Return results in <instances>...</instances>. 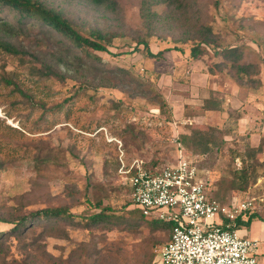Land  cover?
<instances>
[{
  "label": "rangeland",
  "instance_id": "1",
  "mask_svg": "<svg viewBox=\"0 0 264 264\" xmlns=\"http://www.w3.org/2000/svg\"><path fill=\"white\" fill-rule=\"evenodd\" d=\"M43 1L58 7L84 31L99 29L110 35H128L114 40L109 48L110 53L116 55L114 57L93 51L69 50L64 54L46 45L35 50L39 63L52 64L54 60H64L73 69L58 66L61 73L69 76L79 73L81 76L80 83L69 81L61 84L56 81L52 84L55 95H51L48 108L61 105L64 100L69 102L61 113L48 112L46 119L49 121L45 124H37L42 111L31 112L26 105L13 104L17 96L0 86L1 219L28 216L41 209L58 207H67L71 213L83 217L91 216L95 211L85 204L88 185L95 186V194L100 198L106 196L107 193L103 192L106 189L114 200L121 197L128 201L129 191L117 174L122 160L126 164L135 160L146 164L159 161L160 167H169L177 160L176 147L181 135L196 129H210L218 124L215 118L214 123L202 120V99L200 101L199 94L194 93V90H203L210 82L206 74L207 61L193 63L187 56L181 57L173 52L167 54L163 62L157 63L147 59L144 47L137 50L133 38L148 32L141 19L143 0H117L119 12L114 15L104 10L98 13L85 0ZM195 7L202 20L215 26L216 33H225L227 42L234 41L235 37L231 36L234 34L243 37L244 25L251 26L249 21H258V25L264 27V0H197ZM158 13L161 20L153 40L164 41L163 45L153 41L151 49L154 53L175 44L181 45L176 40L184 38V31L178 25L164 27L167 17L174 15L173 12L161 7ZM40 39L33 33L23 41L27 45ZM6 59L7 64L0 63V75L5 71L15 72L26 85L35 86V79L27 76L18 60L10 56ZM33 65L38 64L29 63L26 67ZM121 70L126 73H120ZM113 79H121L124 84L126 79V85L131 88L117 87ZM261 80L264 83V67ZM217 83L220 91L229 89L221 92L222 96L232 93L228 84L216 79L209 86L216 87ZM78 84L84 90L76 97ZM245 93L237 96L230 94L237 100L231 99L233 106L228 102L226 110L238 109L242 103L245 105ZM73 96L75 98H71ZM252 96L253 100L256 97L258 108L263 109L264 87ZM162 100L168 105L165 114L160 112ZM246 110L250 116L239 127V134L244 140H236L234 145L225 148L223 157L217 159L211 168L214 187L226 201L248 197L264 201V175L258 174V179L252 182L247 192L227 190L228 185L220 183L224 177H233L232 170L242 168L243 152L249 144L247 138L252 139V134L259 133L255 127L260 128L264 124V110L262 115L253 103L252 106L248 104ZM27 113H31L28 118ZM126 126L135 127V135H141L140 138L133 140L127 135L121 138L119 135ZM253 140L259 143L260 139ZM32 142L41 143L40 147L45 148L40 152L28 145ZM37 155L39 160L35 158ZM259 159L264 162V155ZM91 191L88 193L91 194ZM109 202V198H104L105 205ZM122 204L114 201L115 207ZM260 214L264 217V205ZM59 225L64 229L65 236L47 234L43 227H38L34 235L5 244L10 248L7 264H146L151 262L152 256V264H158L156 251L170 238L169 232L161 228L152 231L149 227H141L137 230L120 224H102L88 230L65 222ZM12 229L14 226L0 223V234ZM248 237L259 241L257 261L264 264L262 237ZM149 249L151 252H148Z\"/></svg>",
  "mask_w": 264,
  "mask_h": 264
},
{
  "label": "trees",
  "instance_id": "2",
  "mask_svg": "<svg viewBox=\"0 0 264 264\" xmlns=\"http://www.w3.org/2000/svg\"><path fill=\"white\" fill-rule=\"evenodd\" d=\"M85 1L96 8L98 13L101 10L112 15L119 12L117 0ZM196 5L197 0H143L140 7L141 19L144 20L143 25L148 28V32L133 38L136 42L137 50H139V47H144L147 59L151 61L155 60L157 63L163 62L167 58L166 55L173 52L181 57L187 56L193 63H198L202 60L207 61L209 66L206 67V74L210 77L211 81L214 79L224 80L230 85L237 86L241 90L240 95L244 91L246 92L244 94L247 101L246 107L248 104L252 106L253 102H249V99L264 87V83L261 80L264 67V27L258 25V21H249L251 26L244 25L243 37L234 34L231 35L232 38L233 36L235 37L234 41L227 42L225 33H216L215 26L202 20L199 13L196 12ZM161 7H166L174 14L167 17L168 20L164 24V27L172 24L178 25L184 31V38L176 40V43H181V45L175 44L173 47L154 53L151 45L154 41L153 38H155L156 27L161 20V16L158 13V9ZM120 25L121 28H124L122 24ZM169 30H171L170 27ZM33 33L41 37V41L25 45L23 40L31 37ZM119 34L110 35L99 29L84 31L62 10L49 5L43 0H0V63L5 62L7 64V56L15 58L22 65V69L26 70L27 76H30L32 80L35 79V86L30 87L25 84V81L20 79L17 73L5 71L0 75V86L8 88L10 94L17 96L13 104L26 105L31 112L34 110L42 111L41 118L37 124L39 125L41 122L45 124L49 121V119H46L48 112L53 110V112L61 113L66 110L65 106L69 102V100H64L61 105L48 108L47 103H51L52 101L51 95H55L52 84L56 81L61 84H66L69 81L80 83L81 76L79 73H76L74 76L61 73L58 66L64 65L68 70L73 69L64 60H54L52 64L39 63L35 50L46 45L51 49L61 50L64 54L69 50L81 52L93 51L95 53H107L114 57L116 55L110 53L109 49L114 40L117 37L121 38L128 35ZM157 41L159 40L154 41V44H158ZM162 41L164 40L159 41L161 45H163ZM252 45L256 46V48L252 47ZM53 56L55 57L54 54ZM29 63H37L39 66L26 67ZM120 73L126 72L121 70ZM120 81L122 80L116 79L114 81L117 87L120 86L122 89L131 88L126 85V79L125 84L123 81L121 84ZM85 86L87 87L88 85L86 84ZM83 90L84 87L78 84L76 97ZM195 92L199 94L198 98H200V101L202 99L203 103L202 112L200 113L201 117H215L219 124L212 125L210 129H196L181 135L176 147L177 160L171 166L177 164L181 150L192 155V157L197 159L196 164L199 169L204 171L203 177L205 179L207 177V180H209V199L227 206L232 199L226 201V198L223 199L220 196L221 194L214 187L215 184L211 179V175L213 174L211 168L217 159L223 157L225 148L234 145L236 140H244V137L239 134V127L241 120L248 115V110L242 107L239 109H228L227 111L225 107L227 103L226 98L221 96L212 87L201 89L200 91L194 90ZM71 98H75V96ZM160 105V112L167 113V103L162 100L160 101ZM262 105L264 106V103ZM111 107L118 108L117 106ZM113 112L117 115L120 114V112ZM30 115L31 113H27V118ZM169 118L172 119L171 117ZM24 127L27 128L26 125ZM255 128L252 131H255ZM256 129H259V133L252 134V139H254V135L261 136L259 144H254V140L252 142L250 137L247 138L249 144H247L243 152L244 156L241 159L242 168L240 170H232L233 177L220 179V183L224 184V186L225 183L228 185V189L225 187L223 189L239 193L247 192L252 182L258 179V174L264 175V162H261L262 160L259 159L260 156L264 155V137H262V134H264V124H261L260 128ZM135 134V127L126 126L119 136L122 138L124 135H127V137L130 136V139L133 138V140L140 138L141 135ZM40 144L32 142L28 145L41 152L45 147H40ZM38 156L35 157L36 160H39ZM238 156L240 157V155ZM145 165L147 170H152L157 174H161L168 168V166L160 167L159 161L145 163ZM117 174L120 177L119 172ZM124 187L128 189L130 198L127 201L121 197H116L115 200L123 204L115 207V200L111 192L105 189L103 192L107 193L106 196L104 195L103 198H100L101 196H96L97 194H95V186L88 185L85 204L95 211V214L88 217L73 214L67 207H58L41 209L28 216L13 215L15 217L0 218V223L14 226V229L0 234V264L9 263L10 248L5 247V244L18 241L23 236L34 235L38 227H43L47 234L65 236L64 229L59 225L62 222L88 230L102 224L107 226H117L120 224V226L130 229L135 228L137 230L141 227H149L152 231L161 228L169 232L170 238L167 242L169 243L176 224L155 219L148 221L150 219L146 218L134 203L133 189L126 184H124ZM89 190H92L91 194L88 193ZM104 198H109L110 202L108 205L104 204ZM248 199L250 198L248 197L239 201L244 202ZM263 203L259 200L253 209L240 215L237 220L239 230H248L256 221L264 223V217L260 214L264 205ZM23 244L26 245V243ZM148 252H151V249ZM152 259L153 256L151 257V262L146 264H152Z\"/></svg>",
  "mask_w": 264,
  "mask_h": 264
},
{
  "label": "built area",
  "instance_id": "3",
  "mask_svg": "<svg viewBox=\"0 0 264 264\" xmlns=\"http://www.w3.org/2000/svg\"><path fill=\"white\" fill-rule=\"evenodd\" d=\"M121 162L119 175L143 215L176 224L171 241L156 251L159 264H261L259 241L242 234L237 220L262 199H233L227 206L210 200L209 180L183 150L177 164L161 174L147 170L142 160Z\"/></svg>",
  "mask_w": 264,
  "mask_h": 264
},
{
  "label": "crops",
  "instance_id": "4",
  "mask_svg": "<svg viewBox=\"0 0 264 264\" xmlns=\"http://www.w3.org/2000/svg\"><path fill=\"white\" fill-rule=\"evenodd\" d=\"M208 78H209V83L211 84V79H210V77L209 76H207ZM217 80V79H216ZM218 81V80H217ZM220 81V80H219ZM220 82H225L226 84H228L226 81H224V80H221ZM208 83V82H207ZM206 83V85H205V88L204 89H207V88H209V87H211V86H209V83L207 84ZM230 87H231V89H230V91H232V93H230L229 92V94L227 93L226 95H229V96H223L224 98H226V100H227V103H226V107H227V104H228V102H230L229 104H231L232 106H233V103H232V101H231V99H234V100H237L236 98H233L230 94H234L235 96H237V95H239L240 93H241V90L237 87V86H234V85H230V84H228ZM218 83H217V85H216V87H212L213 89H215V90H217L218 91V93H220V95H221V92H225V91H228V90H224V91H220L219 90V88H218ZM235 88V89H234ZM236 90V93H234V91ZM222 96V95H221ZM255 98L256 97H254V100H253V96L251 97V102H253V105H254V107H256L257 108V110H259L260 111V113L263 115V111L262 110H264V106H262L263 107V109H260V108H258V103L255 101ZM259 102V101H258ZM245 105L242 103V105H241V107L240 108H245L246 109V104H247V101L245 100ZM239 109V108H238ZM249 116H250V112H248V115H246L245 116V118L244 119H242L241 120V122H240V127H241V124L243 125V123L244 122H246V120L249 118ZM214 118L215 117H208V116H205V117H202V120H204L205 122H207V121H211L212 123H214ZM207 120V121H206ZM218 124H219V122H218ZM255 126V125H254ZM251 128V130H253V127H250ZM257 128V127H256ZM260 137L261 136H257V135H254L253 136V138L255 139H260ZM254 144H259V143H254ZM242 233H244L245 235L247 234V236L248 235H252V236H257V237H262V240L264 241V223H262V222H260V221H256V222H254L253 224H252V226L248 229V230H243L242 231ZM249 238V237H248ZM257 239V238H256ZM159 264V263H158Z\"/></svg>",
  "mask_w": 264,
  "mask_h": 264
}]
</instances>
